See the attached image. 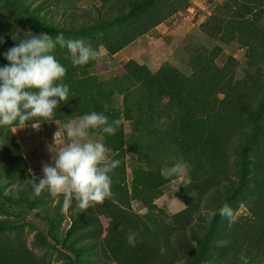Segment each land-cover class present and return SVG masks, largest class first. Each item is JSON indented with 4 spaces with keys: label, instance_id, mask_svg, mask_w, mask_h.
<instances>
[{
    "label": "trees",
    "instance_id": "obj_1",
    "mask_svg": "<svg viewBox=\"0 0 264 264\" xmlns=\"http://www.w3.org/2000/svg\"><path fill=\"white\" fill-rule=\"evenodd\" d=\"M81 1L42 0L38 12L25 8V16L18 17V22L0 14V67L9 64L4 53L29 31L37 36L47 33L53 38L63 33L66 40H83L112 56L187 9L191 0H96L98 4L91 9L80 11L77 4ZM229 3L225 16L213 18L214 30L217 21L218 33L236 24L247 25L250 32L246 41L253 52L259 48V56H255L258 66L262 64L264 68V0H229ZM62 5L63 20L57 21L54 8ZM72 6L76 10L69 16ZM49 14L52 18L47 17ZM211 26L210 22L205 24L207 33ZM54 55L67 70L63 82L69 85L68 100L60 103L51 121L38 119L36 123L60 121L64 125L93 111L103 113L110 122L122 121L114 135L91 130L92 134L103 136L109 158L121 161L111 174V197L85 212L76 207L73 199L70 204L73 226L64 238H56L76 254V264H84V250L88 248L84 241L96 238L95 252L101 256V264H112L116 253L123 256L119 264H264L263 68L257 69L248 80L238 81L228 63L216 64V53L212 51L202 54L191 76L171 64L153 72L147 65L131 59L125 64L124 74L108 81L93 73L96 60L73 66L68 49L59 45ZM116 94L124 96V110L115 105ZM134 98L138 101L134 102ZM163 111L170 121L168 147L174 146L191 166V181L182 195L186 208L169 216V223L163 222L155 203L163 195L160 180L164 178L159 176L160 180H155L154 172L143 170L146 179L135 177L130 190L125 153L129 138L124 121H132L134 132L139 131L138 121ZM14 126L18 124L0 126L6 128L3 151L10 157L8 165L15 182L26 183L32 171ZM55 198L60 199L58 204H63V195ZM133 201L143 203L147 213L136 214L132 210ZM224 203L231 206L234 214L239 206L245 211L230 223L228 217L219 214ZM97 212L114 215L119 221L118 228L103 236ZM3 227L0 220L1 235ZM129 231L138 233L135 246L127 242ZM157 235L164 240L156 238ZM160 242L174 256L164 248L162 253L157 244ZM49 251L57 253L54 249ZM63 256L66 264H71L70 257ZM0 264L52 263L32 250L26 241L0 237Z\"/></svg>",
    "mask_w": 264,
    "mask_h": 264
},
{
    "label": "rangeland",
    "instance_id": "obj_2",
    "mask_svg": "<svg viewBox=\"0 0 264 264\" xmlns=\"http://www.w3.org/2000/svg\"><path fill=\"white\" fill-rule=\"evenodd\" d=\"M1 2L0 14L18 22V17L25 16V8L38 12L42 0H1ZM95 4H98L96 0H83L77 4V10H89ZM230 6L229 0H191L187 9L174 14L152 32L145 34V37L141 36L142 38L129 47L127 52L118 55L117 58L104 55L102 59L96 60L92 71L101 80L109 81L121 76L125 73L123 64L128 56L130 59L137 58L141 64L147 65L153 72L158 71L165 64H171L185 75L191 76L194 66L202 60V54L215 51L216 64L224 66L228 63L234 70L235 80H248V77L254 75L257 69L263 68L262 64L258 66L257 56H255L258 55L259 48L253 52L246 41V36H249L250 32L249 27L236 24L218 33L216 32L219 28L217 21L214 30L213 18L217 17L219 20L221 16H225ZM64 7L62 5L54 8L56 9L55 20H63ZM75 10L73 6L70 7L68 15L70 16V13ZM80 11H78L79 15L82 14ZM47 17L52 18V14ZM207 22L212 24L210 33H207L209 31L204 27ZM102 50L106 52L105 49ZM220 96L223 97V94L221 93ZM133 100L138 101L137 98ZM114 103L124 110L123 95L116 94ZM80 119L82 118H76L72 122H78ZM137 123L139 131L134 132L133 122L124 121L130 139H128V148L125 149L128 185L132 190L135 177L145 180L143 170L154 172L155 180H160L159 176L164 178L163 181L160 180L163 195L159 196L155 203L160 208L159 214L163 222L169 223L171 221L169 216L186 208L182 195L191 181V166L174 146L168 147L170 138L167 132L170 121L166 111L160 114L153 113V117H144ZM59 128L63 131V124L60 121H52L47 125L40 123L38 129L33 128L32 125L27 128H16V135L21 140L20 144L31 171L39 178H43V164L52 163V152L49 149L53 144L54 134ZM89 131V139L102 142L101 137L95 138L91 130ZM5 135L6 128L2 127L0 129V220L3 221L5 227L2 228L3 235L0 234V237L11 241H26L32 250L41 256L45 255L52 264H66L67 260L63 255L70 257L71 264H76L77 256L72 249L56 240V238L59 240L64 238L73 226L70 206L64 209V202L58 204L60 199L52 198L47 191L42 192L38 197L34 196L31 184L15 182L8 165L10 157L3 151L2 141ZM156 153L157 157H155ZM178 162L184 166L183 174L165 175L166 170ZM41 199H44L43 204H41ZM235 209L237 210L236 216L245 211L243 206ZM132 210L136 214L147 213L145 205L139 201L132 202ZM97 213L103 236L118 228L119 221L114 215ZM177 227L180 228L181 225ZM156 238L164 240L162 235H157ZM97 240L96 238L84 241L85 245H88L87 250H84V264H101V256L95 252V247L98 245ZM78 243L80 241L76 242L77 245ZM157 244L168 251L166 253L170 256H174L175 253L163 246V242ZM48 247L51 250H57V253L49 251ZM122 257V254H113L112 264H119Z\"/></svg>",
    "mask_w": 264,
    "mask_h": 264
},
{
    "label": "clouds",
    "instance_id": "obj_3",
    "mask_svg": "<svg viewBox=\"0 0 264 264\" xmlns=\"http://www.w3.org/2000/svg\"><path fill=\"white\" fill-rule=\"evenodd\" d=\"M57 45L68 49L73 66L86 65L105 55L103 50L95 49L83 40H66L63 33L53 38L47 33L37 36L29 31L4 53L9 64L0 67V125L18 124L19 129L33 121L32 127L38 129V119L51 121L60 103L68 100L69 85L63 82L67 70L54 55ZM121 122V119L110 122L103 113L93 111L78 122L65 123L63 131L59 128L49 149L52 163H44L42 167L43 178L32 173L25 180L32 185L34 196L45 191L53 198L63 195L64 209L74 199L81 212L110 198L111 174L121 161L109 158V149L103 142L89 139V130L99 129L114 135ZM183 172L184 166L178 162L167 169L165 175ZM219 214L228 217L230 223L237 219L228 203L220 207ZM137 235L129 231L127 242L135 246ZM161 252H164L163 248Z\"/></svg>",
    "mask_w": 264,
    "mask_h": 264
},
{
    "label": "crops",
    "instance_id": "obj_4",
    "mask_svg": "<svg viewBox=\"0 0 264 264\" xmlns=\"http://www.w3.org/2000/svg\"><path fill=\"white\" fill-rule=\"evenodd\" d=\"M152 32V31H151ZM147 34H149V33H147ZM143 37H145V35L143 36ZM142 37H140V38H138L137 40H135L134 42H132L130 45H128L127 47H125L124 49H122L121 51H119L118 53H116V54H114V55H112L111 57L112 58H117L118 57V55H120V54H122V53H125V52H127V50H128V48L129 47H131V46H133L134 44H136L140 39H141ZM106 51V50H105ZM105 53V55H107V51L106 52H104ZM110 57V58H111ZM129 60H131L128 56H127V58H126V60H125V62H124V67H125V64L129 61ZM135 60L136 61H138V59L137 58H135ZM139 62V61H138ZM140 63V62H139ZM141 64V63H140ZM143 65V64H142ZM101 79V78H100ZM79 118H83V117H79ZM38 124H40V123H38ZM29 125H32V124H28L26 127H24V128H27ZM16 128H18V126H14L13 127V131H14V129H16ZM14 133H15V135H16V132L14 131ZM16 137H17V139H18V141H19V143H21L20 141L21 140H19V137L16 135ZM93 137H95V138H99V137H101L102 138V142L104 143V138H103V136L102 135H93ZM20 146H21V144H20ZM21 149H22V146H21ZM22 152H23V150H22ZM23 154H24V152H23ZM24 156H25V154H24ZM26 158V157H25ZM27 160V159H26ZM30 166V165H29Z\"/></svg>",
    "mask_w": 264,
    "mask_h": 264
}]
</instances>
